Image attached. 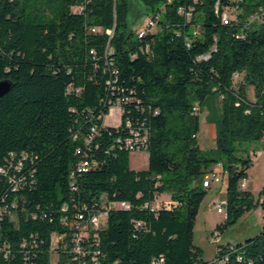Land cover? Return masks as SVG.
<instances>
[{
  "label": "trees",
  "instance_id": "1",
  "mask_svg": "<svg viewBox=\"0 0 264 264\" xmlns=\"http://www.w3.org/2000/svg\"><path fill=\"white\" fill-rule=\"evenodd\" d=\"M132 1L0 0V82L14 84L0 99V264H52L51 236L71 232L60 217L74 222L102 198L130 209L109 210L86 256L60 264H264V226L219 245L212 262L194 244L203 180L218 164L219 236L256 206L264 215V187L258 201L242 189L253 160L239 155L264 140V19L250 20L264 0H137L156 20L143 37L129 27ZM212 96L219 156L200 148L194 110ZM118 105L122 124L105 125ZM132 131L147 137V169L131 167Z\"/></svg>",
  "mask_w": 264,
  "mask_h": 264
},
{
  "label": "rangeland",
  "instance_id": "2",
  "mask_svg": "<svg viewBox=\"0 0 264 264\" xmlns=\"http://www.w3.org/2000/svg\"><path fill=\"white\" fill-rule=\"evenodd\" d=\"M147 7L140 1L133 0L129 15L130 30L137 34L138 30L146 27V21L153 16ZM249 97L255 99L253 89H249ZM198 141L200 148L213 155L219 156L217 150L218 136L221 131L222 101L219 97H209L199 111ZM109 124H120L121 110L114 108L106 117ZM240 156H248L253 160V165L246 179V191L251 192L258 201L259 194L264 187V140L260 142L245 143L239 147ZM149 152L140 151L132 154L131 167L135 170L147 169ZM215 172L221 173L219 168ZM208 194L202 203L196 221L194 244L203 251V259L207 262L215 260L219 245L244 244L249 239L259 236L263 231L264 215L260 206L246 212L240 220L228 226L220 236H217V227L227 220V208L223 206L224 213H218L221 204L227 202V175L223 181L213 184L207 189ZM168 201L167 196L162 198Z\"/></svg>",
  "mask_w": 264,
  "mask_h": 264
},
{
  "label": "built area",
  "instance_id": "3",
  "mask_svg": "<svg viewBox=\"0 0 264 264\" xmlns=\"http://www.w3.org/2000/svg\"><path fill=\"white\" fill-rule=\"evenodd\" d=\"M172 0H168V2H171ZM183 10L180 9V13H182ZM157 13V12H156ZM155 15V14H154ZM155 16H152L149 18V20L146 21V27L144 29H141L140 37H143L145 35L146 30H150L154 28L156 25V20L154 18ZM157 17V16H156ZM264 19V10L260 8V11H258L256 14L252 15L250 20L251 22H258ZM223 23L225 25L230 24V19L227 14L223 16ZM94 32L96 30H93ZM205 60H208L210 58V55H207L205 57H202ZM119 108L121 110V122L120 124H109L106 121L105 118V125L112 126V127H118L122 124V109L121 107L115 106L111 109V111L114 108ZM200 107L197 105L195 107V111L199 112ZM110 111V113H111ZM127 126L130 128L131 123L127 122ZM95 132V131H94ZM126 148L133 151L138 152V146H147V137L143 136L140 131H132V138L128 139L126 141ZM88 163H84L82 167H87ZM18 170L22 169V165H18L16 167ZM220 169V174L217 172L209 173L205 176L203 180V186L204 188H211L213 184H218L223 181V176L227 175V171L224 169L222 164H218L216 169ZM6 174V169L0 168V177ZM13 181V180H11ZM246 179L242 182V189H246ZM227 202L224 204H221V206L218 209V213H224L223 206H226ZM130 209V205L128 203H119V204H109L105 198H102L100 202H93L90 206L85 205L83 207V211L79 212L76 216L77 219L74 222L70 221L69 216H62L59 219V222L67 226L71 232L69 235H62L55 233L51 236V244L49 253L51 256V263L52 264H60L62 262V256L66 254H75L78 255V257H85L87 254V249L84 246V243H88L90 236L93 232L100 229L102 226H104L107 222V218L109 215V210L111 209ZM64 213L69 212V206H64L62 209ZM1 211V209H0ZM83 222V224H82ZM94 238H96L97 234L94 233ZM217 236L219 234L217 233ZM92 262L94 264H100L98 261V258L96 256L92 257ZM156 264V263H155ZM157 264H164L163 262L157 263Z\"/></svg>",
  "mask_w": 264,
  "mask_h": 264
},
{
  "label": "water",
  "instance_id": "4",
  "mask_svg": "<svg viewBox=\"0 0 264 264\" xmlns=\"http://www.w3.org/2000/svg\"><path fill=\"white\" fill-rule=\"evenodd\" d=\"M14 88V84L9 80H4L0 82V99L7 96L12 89Z\"/></svg>",
  "mask_w": 264,
  "mask_h": 264
}]
</instances>
